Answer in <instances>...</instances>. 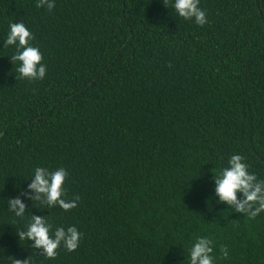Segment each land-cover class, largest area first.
<instances>
[{
  "label": "trees",
  "instance_id": "16d2710c",
  "mask_svg": "<svg viewBox=\"0 0 264 264\" xmlns=\"http://www.w3.org/2000/svg\"><path fill=\"white\" fill-rule=\"evenodd\" d=\"M54 2L0 0V264H190L198 237L214 264H264V212L249 219L214 190L234 154L264 180V0H200L203 26L175 0ZM21 22L43 80L21 79L4 46ZM38 167L67 170L76 208L22 195ZM33 214L50 235L76 227L78 249L41 256L18 236Z\"/></svg>",
  "mask_w": 264,
  "mask_h": 264
},
{
  "label": "clouds",
  "instance_id": "9594fccd",
  "mask_svg": "<svg viewBox=\"0 0 264 264\" xmlns=\"http://www.w3.org/2000/svg\"><path fill=\"white\" fill-rule=\"evenodd\" d=\"M200 0H175L174 8L180 17L185 20H193L199 25H205L206 12L199 7ZM167 7L168 0H163ZM37 8L46 7L51 11L55 7L54 0H37ZM10 31L4 42V46L16 45V53L11 57V62H20L18 72L21 79L29 81L43 80L46 76V66L42 63L43 54L39 48L32 46L35 39L32 32L24 23H10ZM68 172L64 168L50 171L47 168L35 169L34 178L28 184V192L22 193L28 199L40 201L48 207L59 206L64 211H70L77 207L80 197L66 199L67 190L64 188ZM215 195L219 203H225L232 211L246 215L249 219H255L264 212V180L248 171L245 157L234 154L228 160V166L216 175L214 174ZM242 193V198H238ZM10 210L16 216L24 215L27 206L19 196L8 200ZM52 224L45 216L32 215V221L26 231H20V239L33 241L32 248L38 249L39 254L46 258H55L61 245L68 251L78 249L83 234L76 227L71 226L66 230L63 227L56 228L50 235ZM213 241L207 237H198L190 249V264H214ZM224 259L228 258L227 246H221ZM12 264H29V260L12 259Z\"/></svg>",
  "mask_w": 264,
  "mask_h": 264
},
{
  "label": "water",
  "instance_id": "95a60500",
  "mask_svg": "<svg viewBox=\"0 0 264 264\" xmlns=\"http://www.w3.org/2000/svg\"><path fill=\"white\" fill-rule=\"evenodd\" d=\"M1 134H2V131H0V136H1Z\"/></svg>",
  "mask_w": 264,
  "mask_h": 264
}]
</instances>
